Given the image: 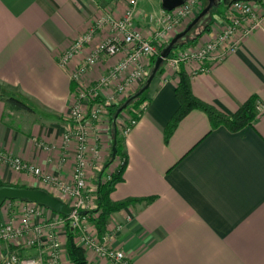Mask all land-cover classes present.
I'll list each match as a JSON object with an SVG mask.
<instances>
[{
    "label": "crops",
    "instance_id": "1",
    "mask_svg": "<svg viewBox=\"0 0 264 264\" xmlns=\"http://www.w3.org/2000/svg\"><path fill=\"white\" fill-rule=\"evenodd\" d=\"M231 1L218 0L219 13L211 14L214 7L198 23L205 21L200 31L206 26L208 30L176 52L216 36L227 21ZM255 1L264 9V0ZM207 4L201 1V7ZM127 6L128 0H0V149L49 175L72 181L75 147L64 148V136L72 126L69 112L76 98L72 73L109 30H98L95 41L68 68L61 66L60 59L102 12L122 17ZM164 12L162 3L158 7L141 0L137 26L150 37L161 27L158 19ZM123 56L103 55L84 75V81L95 83ZM182 67L192 76L194 93L229 115L252 96L259 97L264 107V29L245 38L237 52L224 61L208 65L207 71L199 70L197 61ZM178 83L176 70L166 60L147 93V108L125 138L128 162L124 179L111 198L144 200L112 214L106 228L115 234L112 245L125 252L123 264H264V108L253 125L239 131L213 128L207 113L193 110L166 141V127L180 107ZM140 87L134 85L130 94ZM114 88L106 89L104 95L113 93ZM7 97H16L33 110H13ZM108 119L97 123L93 134L101 137L99 163L104 167L113 158L114 147ZM43 143L52 149H43ZM64 153L69 158L61 165ZM89 173L96 183L101 172L98 175L92 165ZM0 182L44 188L59 196L35 176L2 163ZM20 217L16 205L5 203L0 208L2 222L18 223ZM120 223L123 227L117 230ZM59 236L63 262L73 264L66 246L68 231L59 228ZM7 250L23 256L40 252L37 246L4 241L0 264H4L2 254ZM84 252L88 264H117L93 251Z\"/></svg>",
    "mask_w": 264,
    "mask_h": 264
},
{
    "label": "built area",
    "instance_id": "2",
    "mask_svg": "<svg viewBox=\"0 0 264 264\" xmlns=\"http://www.w3.org/2000/svg\"><path fill=\"white\" fill-rule=\"evenodd\" d=\"M141 0H128V6L122 17H116L112 12L104 11L96 19L89 30L77 37L70 47L62 54L60 64L68 68L75 57L85 52L96 38L98 30L105 27L109 30L87 55L79 68L72 73L75 83V102L70 108L69 119L72 126L64 136V148H74V167L72 181H66L54 175L45 173L40 167L25 161L0 149V163L10 166L20 173L35 176L43 187L54 189L74 212L69 216L50 213L49 208L37 203L22 200H8L12 206L21 211L20 221H0V246L4 241L23 245L27 248L39 247L37 256H23L18 251L7 250L2 254L4 264H64L62 242L59 228L66 232L70 226L77 231L75 242L83 251H93L98 256L107 258L117 264L126 263V254L112 245L113 233L101 234L89 214L83 212L95 211L99 208L97 186L89 182V170L95 166L101 170V138L96 135L92 140L97 123L103 122L109 107L116 104L121 97H128L136 84H143L151 73L152 58L159 55L163 42L171 37V33L194 16L202 0H187L174 11H165L158 19L160 28L148 37L137 26L136 11ZM260 6V5H259ZM255 0H232L226 13V23L216 36L199 46L188 47L174 56L169 57L170 65L178 72L183 64L193 61L200 63L199 70L207 71L208 65L224 61L229 55L237 52L245 38L255 31L264 29V9ZM154 20V16H151ZM123 54V58L95 83L87 84L84 75L95 67L103 58ZM115 86L114 92L104 95L106 89ZM148 103L141 105L146 109ZM259 110H263L261 102ZM141 115L131 116L120 123L123 136L127 137L138 124ZM43 149L52 147L45 143ZM69 155L64 153L61 165H64ZM69 200L71 201L69 203ZM123 225L120 223L117 230Z\"/></svg>",
    "mask_w": 264,
    "mask_h": 264
},
{
    "label": "trees",
    "instance_id": "3",
    "mask_svg": "<svg viewBox=\"0 0 264 264\" xmlns=\"http://www.w3.org/2000/svg\"><path fill=\"white\" fill-rule=\"evenodd\" d=\"M205 7H206L205 5L202 6L200 9V12ZM195 28H197V26H195L193 30L189 32V34L177 44L175 50L171 53L169 57L177 54L176 49L180 47H185L190 42H192V40L198 39V37L201 34H203L206 30H208V26H206L202 31L196 34L192 39H189L191 33L194 32ZM172 39L173 38H171L168 43L163 45L161 50L165 48L171 42ZM157 57L158 55L152 58L151 71L155 65ZM163 66L164 64L161 66L157 75H159L163 71ZM177 74L179 76L177 96L180 101V107L178 111L176 112V114L174 115V117L172 118L169 125L166 127V141H169V139L173 135L174 131L176 130L181 120L193 110H201L207 113V115L209 116L211 120L213 128H217L220 126H226L233 131H239L247 126L253 125L254 122L260 116L261 111L258 108V104L260 102L259 97L252 96L241 106V108L235 114L229 115L225 113L224 111L220 110L219 108H217L216 106H214L213 104L198 97L194 93L192 76L187 70L181 67L180 70L177 72ZM145 82L141 85L140 89H138L135 93L129 95L123 101L116 103L109 107V111L111 114V124H112V140H113V143H115V141L117 142L118 153L115 158H111L107 162L106 166L100 173V180H98V186H97L99 208L96 209L95 211L83 212L84 214H89L92 217L91 218L92 221L97 225L99 232L101 234H104L106 232V228H107V225L110 221L112 214L122 210L123 208L129 206L130 204H133L140 200H144V199L130 198L124 201H113L111 198V194L115 190L117 184L123 181L124 179L123 174L126 169L127 162H128L127 154L123 150V144L125 142L126 137L123 136L121 130L118 127V120L123 116L125 109L128 108L129 105L132 103H134V106L130 111L132 116L136 117L138 115H141V113L144 111V109H141V105L148 101L149 98L147 96V93L149 92L150 88L146 92H144L141 96L134 98V100L119 114L117 119H115V117L119 109L122 108L124 104L131 97L137 94L142 89V87H144ZM1 95L3 96V94ZM5 100H6L8 107L13 110H17V111L33 110L27 103H25L22 100H19L16 97H7L5 98ZM119 158L122 160V162L119 164L117 169L110 174L108 179L106 180L103 179V177H105L104 173L107 172V169L112 164H114ZM3 185H6V184L0 182V186H3ZM15 185L22 186V187H28L26 185H18V184H15ZM149 200L150 199H148V201ZM76 235H77V231L73 230L69 226L68 227V239H67V244H66L69 258L71 259L73 264H88V260L85 255V252L75 242Z\"/></svg>",
    "mask_w": 264,
    "mask_h": 264
},
{
    "label": "water",
    "instance_id": "4",
    "mask_svg": "<svg viewBox=\"0 0 264 264\" xmlns=\"http://www.w3.org/2000/svg\"><path fill=\"white\" fill-rule=\"evenodd\" d=\"M187 0H162V7L165 11H174L186 3ZM207 6L191 21V23L183 30L180 31L173 37L171 42L162 50L156 59L155 65L151 71L150 76L147 78L144 87L131 97L122 108L116 114L115 119L118 118L119 114L134 100V98L141 96L146 92L152 85L156 78L161 66L169 58L171 53L175 50L177 44L185 38L193 28L217 5L218 0H206ZM1 92V87H0ZM118 153L117 142L115 141L113 147V158ZM8 200H22L31 203H37L41 206L47 207L57 214L69 216L74 212V208L69 206L62 198L52 194L50 191L44 188L36 187H22L16 185H3L0 186V208Z\"/></svg>",
    "mask_w": 264,
    "mask_h": 264
},
{
    "label": "rangeland",
    "instance_id": "5",
    "mask_svg": "<svg viewBox=\"0 0 264 264\" xmlns=\"http://www.w3.org/2000/svg\"><path fill=\"white\" fill-rule=\"evenodd\" d=\"M150 1H152V2H153L155 5H157L158 7H160V5H161V3H162V0H150ZM219 8H220V6H215V8H214L213 11L211 12V14L214 13V15H217V14L219 13V11H218ZM200 9H201V5H200L199 9L197 10V13L195 12V14H194V16H193L192 18L187 19L183 24H181V25H179V26L177 27V30H176L175 32H172V33H171V34H174L173 37H175V34H176V33L180 32L181 30L183 31V29L189 24V22H191V21H192V20H193L198 14H199ZM211 14H210V15H211ZM204 22H205V21H204ZM204 22L201 23V24H199V25L197 26V28H195L194 32L191 33L190 37H191L192 35L195 36V35L197 34V32L201 30L200 27H201L202 24H204ZM198 29H199V30H198ZM179 30H180V31H179ZM173 37H172V38H173ZM190 37H189V38H190ZM170 39H171V37L168 38L165 42H163L162 47H163V45H165L166 43H168ZM117 103H119V102H117ZM133 106H134V103L130 104L129 107L125 109V112H124L123 116L118 120V127H119V129H120V126H119L120 123L123 122V121H125L127 118H129V117L132 116V114H131L130 111H131V109L133 108ZM107 117L109 118V119H108V124H109V126H110V128H111L110 132L112 133L111 114H110V111H109V110H108V113H107L106 115H104L103 120H105ZM95 137H97V136H96V135H92V140H93V138L95 139ZM100 138H101V137H100ZM121 162H122V160H121L120 158L117 159V161H116L114 164H112V165L107 169V172L104 173V176H105V177H103V179H105V180L108 179L109 176H110V174H111L113 171H115V170L117 169V167L119 166V164H120ZM103 169H104V166L102 167L101 170H97V171H98V175H99V173H100ZM89 176H91L90 173H89ZM89 178H90V177H89ZM98 180H100V178H98L97 181H96V183H95L94 181H92L91 179H89V182L92 183V185L94 184L95 186H98ZM38 188H39V187H38ZM70 202H71V201L69 200V203H70ZM49 210H50V213H51V214L54 213V211H52L51 209H49Z\"/></svg>",
    "mask_w": 264,
    "mask_h": 264
}]
</instances>
